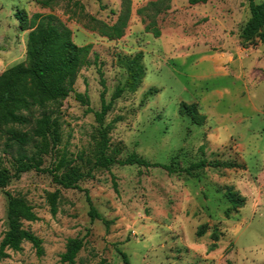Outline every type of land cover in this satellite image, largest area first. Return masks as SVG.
<instances>
[{
  "label": "rangeland",
  "instance_id": "1",
  "mask_svg": "<svg viewBox=\"0 0 264 264\" xmlns=\"http://www.w3.org/2000/svg\"><path fill=\"white\" fill-rule=\"evenodd\" d=\"M149 1L131 0L124 35L110 40L84 27L83 14L113 23L120 0H58L52 8L35 0H0V72L25 60L28 30L19 28L17 9L29 17L53 13L71 29L76 44L91 43V64L79 71L74 87L87 93L93 110L100 107L103 89L109 101L115 88L125 85V62L141 53L142 80L114 99L105 116V123L117 118L107 153L120 159L135 151L176 170L93 167L99 125L93 111L86 112L70 93L58 113L60 140L40 167H53L65 154L71 167L89 170L91 177L78 183L103 218L91 219L83 190L62 187L48 172H23L0 189V240L7 229L8 190L33 206L38 219L24 220L23 226L42 238L43 254L23 242L18 251L5 249L0 264H69L60 254L75 236L83 240L75 264H125L117 248L129 264H264V44L240 37L250 14L248 0L193 5L170 0L151 25L159 30L157 37L145 28L151 21ZM13 156L15 146L6 148L0 138V166L13 171ZM200 158L238 166L182 170ZM227 187L245 198L228 212ZM55 189L60 196L52 214L47 193ZM201 224L206 228L198 235Z\"/></svg>",
  "mask_w": 264,
  "mask_h": 264
},
{
  "label": "trees",
  "instance_id": "2",
  "mask_svg": "<svg viewBox=\"0 0 264 264\" xmlns=\"http://www.w3.org/2000/svg\"><path fill=\"white\" fill-rule=\"evenodd\" d=\"M42 7L52 8L58 0H35ZM101 1V0H98ZM209 0H187L189 4L205 3ZM170 0H151V21L145 26L154 36H159V30L154 24L156 15L166 12ZM79 5L78 1H74ZM249 17L241 29L240 37L243 42H250L256 37L264 44V1L248 0ZM83 8V6L80 5ZM144 9H138L142 13ZM111 12H114L113 10ZM131 14V0H120V9L116 20L107 23L90 14H83L86 19L84 27L95 31L100 36L116 40L124 35ZM15 17L21 30H28L25 41V60L13 64L0 72V138L4 139L6 148L15 146V156L11 164L13 171L6 166H0V189H5L12 178H18L21 173L36 170L48 172L52 180L64 188L81 189L78 181L83 177H91L88 170L83 173L71 167V160L62 154L51 168L40 167L43 155L47 154L60 140L58 113L62 100L70 93L76 100L86 105V112L93 111L99 125L98 152L93 161V167L109 169L112 164L150 167L160 166L169 173L175 172L171 163L160 164L150 162L135 151L125 157L116 159L109 153L108 132L113 128L116 119L105 123V116L110 110L112 101L122 94L125 89L135 90L143 78L144 71L140 64L141 53L135 54L125 62L127 76L125 85L117 86L109 101L105 100V90L100 92V107L93 110L89 107V97L86 92L77 91L74 87L79 71L91 64L89 52L91 43L78 45L72 40L71 29L55 14L34 12L29 17L24 9H17ZM104 85V80L101 79ZM31 147L28 150V147ZM205 166H221L232 168L238 166L233 161H208L200 158L191 162L182 170L188 174ZM83 190L88 203V214L91 219L103 218L91 201L87 189ZM7 197L6 219L7 229L0 240V255L7 256L5 249L18 251L23 242H29L38 255L43 254V240L29 228L23 226V221L38 219L33 206L22 194H14L5 190ZM224 195L230 203L228 210L237 209L244 204L245 198L235 190L227 187ZM59 189L47 193L50 211L57 210ZM108 224V221H105ZM206 224L198 227L197 234L202 235ZM217 239V236L214 235ZM83 246L81 237H68L65 250L60 254L62 263L75 264L76 256ZM117 251L125 264H129L127 254L120 248Z\"/></svg>",
  "mask_w": 264,
  "mask_h": 264
},
{
  "label": "water",
  "instance_id": "3",
  "mask_svg": "<svg viewBox=\"0 0 264 264\" xmlns=\"http://www.w3.org/2000/svg\"><path fill=\"white\" fill-rule=\"evenodd\" d=\"M261 30H263V31H264V27H262V28H261Z\"/></svg>",
  "mask_w": 264,
  "mask_h": 264
}]
</instances>
